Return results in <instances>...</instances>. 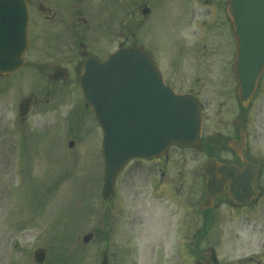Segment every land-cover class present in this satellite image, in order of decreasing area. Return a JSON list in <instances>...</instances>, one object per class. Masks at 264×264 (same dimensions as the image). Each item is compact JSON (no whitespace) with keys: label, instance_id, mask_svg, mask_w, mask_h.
<instances>
[{"label":"rangeland","instance_id":"374dc122","mask_svg":"<svg viewBox=\"0 0 264 264\" xmlns=\"http://www.w3.org/2000/svg\"><path fill=\"white\" fill-rule=\"evenodd\" d=\"M109 1H97L98 15L107 10ZM111 2L116 19V41L125 44L136 41L149 50L177 91L189 88L199 77L202 78L199 83L211 80L210 75L213 76L214 72L210 74L202 57L207 51L202 47V43L210 44L211 38L205 41L202 38L206 36L199 35L203 33L200 25L211 27L215 19L209 14L208 5L204 0H196L195 3L191 0V7L195 8L194 14L190 13L193 15H188L190 5H186L187 0H178L176 3L173 0H111L110 4ZM144 6L151 8L146 17L141 13ZM37 32L38 29H35L34 38L31 37L33 46L24 55L26 67L21 69L20 73H12L10 77L14 85L19 84L22 88L21 91L14 92L15 88L11 87V84L9 86L11 90L7 100L10 116L16 113L20 98L32 93L42 97L46 91L63 92L64 89L65 93H61L67 96L62 101L58 103L54 98L53 104L35 106L32 116L36 118L40 113L47 122L52 115L50 107L54 104L61 105L60 110L64 114L69 112L68 109L72 108L73 103L75 115L69 122H66V115L62 123H57L55 127L48 124L45 126V133L30 134L29 155L23 162L24 165L17 160L13 165L0 166V238L3 239V243H0V264H37L33 254L39 247L46 251V260L42 264H99V253L104 246V234L101 232L104 227L106 229L101 222L102 211L104 206L111 207L115 202L106 203L101 196L105 170L101 159L100 130L81 103L80 96L76 94L79 91L75 77L63 82L50 80L48 73L52 69V61L58 59L59 55L48 52V46L54 45L53 39L49 40L46 33ZM104 37L105 34L98 35L101 41L94 43L93 49L97 52H104L106 48ZM181 37L188 40L187 45L193 49V56L200 58L199 61L189 64V70L173 69L172 60L167 57L172 54L175 64L181 65ZM36 63L45 66H42L40 73L34 71ZM182 72L185 79L173 80ZM207 76L208 78H205ZM204 84L206 83L195 85L200 89ZM205 95L207 105L203 114L202 133L212 136L220 127L215 113L219 101L222 102L223 98L218 100L213 92ZM221 117L225 121L231 114H223ZM70 139L74 141L72 147H68ZM261 151L264 152V146ZM198 160L199 164L203 163L202 154H199ZM121 187L120 182L118 188ZM195 198L197 199L195 196L190 197L191 200ZM119 201L120 209H125L123 201ZM191 212L194 222L198 215L193 210ZM218 213L219 220L214 228H210L202 237L198 247L199 253L194 255V260L189 257L190 251L193 252L195 248L189 240L193 229L184 230L187 252L185 259L181 250L179 256L178 248L183 241L175 238V232L167 236L164 248L166 258H163L161 247L156 248L157 255L150 249L161 233L149 229H143L141 236H132L126 229L117 232L114 229L115 223H110L107 228L109 237L105 244L111 252L121 250L117 246L127 243H130L128 247L131 249L137 245L135 260L138 264H199L204 252L210 248L215 251L220 264H264V245H260L257 236L251 239L244 231L230 232L231 228L223 217L222 208ZM88 232H93L94 237L84 244L81 239ZM235 233H238L239 237L233 246ZM124 256L125 254L122 255ZM132 259L133 256L126 257L124 264L130 263Z\"/></svg>","mask_w":264,"mask_h":264},{"label":"flooded vegetation","instance_id":"af4514ba","mask_svg":"<svg viewBox=\"0 0 264 264\" xmlns=\"http://www.w3.org/2000/svg\"><path fill=\"white\" fill-rule=\"evenodd\" d=\"M97 1L26 0L30 13L28 34L34 38V30L38 29V34L46 33L49 40L52 38L54 41L53 46H48V52L57 53L59 56L58 59H53L48 76H57L56 81L63 82L74 77L76 79V73L81 71L85 52L104 59L119 46L114 28L115 13L111 9L110 1L107 3V10L103 14L99 13L100 17L97 14ZM177 1L173 0L174 3ZM187 1L186 5H190L188 15H193L195 8L191 7V0ZM204 1L215 22L211 27L200 25L203 33L199 36L205 35L202 38L205 41L211 38L210 44L202 43V47L207 49L202 57L210 74H214L210 75L211 80L203 81L206 84L200 89L195 85L203 84L198 82L202 79L199 77L195 79V84L192 82L183 91L202 98L205 105V93L213 92L218 100L223 98L215 113L220 127L212 136L202 134L200 147L174 146L153 159L134 160L127 164L117 176L115 193L108 200L115 202L111 207L104 206L101 217L103 226L115 223L114 229L117 232L126 229L132 236H141L143 229H149L161 233L159 239L152 243L154 246L150 243L149 245L155 255L156 248L161 247L163 258H166L164 248L167 236L175 232V238L183 241L178 248L179 256L181 250L185 259L184 230L193 229L190 244L199 245L202 242V230L214 228L219 220L220 208L228 227L231 228L230 232L244 231L251 239L257 236L260 245H264V152L261 151L264 146V71L256 83L251 100L243 105L239 99L240 88L234 67L237 46L230 25L227 0ZM101 34H105L106 48L104 52H97L93 49L94 43L101 41L98 38ZM181 38L183 44L180 46L179 56L182 61L179 66L183 70H189V64L199 61L200 58L193 56V49L187 45L188 40ZM35 66L37 73H40L42 66L37 63ZM175 66L177 65L173 64ZM18 72L19 70L10 74L0 73V166L13 165L17 160L24 162L29 155L30 134L45 133V126L48 124L55 127L57 123H62L66 115L69 118L74 114L73 110L62 114L60 105L54 104L50 107L52 115L47 122L40 113L36 118L32 116L35 106L53 104L54 98H58L56 101L59 103L64 98L59 92L46 91L41 98L37 96L39 101L32 103L29 114L23 118L18 113L10 116L7 100L11 90L9 86L11 84L15 88L14 92L22 89L19 84L14 85L10 78L12 73ZM184 76L182 73L173 80L185 79ZM223 114H231V117L224 121L221 117ZM199 154L203 155L202 164H199ZM214 158L223 166L220 176L222 192L209 209H203L201 205L206 195L207 180L203 167ZM120 182L122 187L119 189ZM191 196L197 199L191 200ZM120 199L124 203L123 210L120 209ZM192 210L198 215L194 222L190 214ZM104 229L105 227L103 231ZM238 237L239 234L235 233L233 246ZM103 241L100 255L102 258L107 256L108 264H124L128 256H133V259L125 264H138L135 260L138 250L136 244L134 249L129 248L130 243H127L117 246L121 250L111 252L105 240ZM0 243H3L2 238ZM194 251L197 252V248ZM118 252L125 256L122 257L123 254ZM212 259L218 264L215 257Z\"/></svg>","mask_w":264,"mask_h":264},{"label":"water","instance_id":"95a60500","mask_svg":"<svg viewBox=\"0 0 264 264\" xmlns=\"http://www.w3.org/2000/svg\"><path fill=\"white\" fill-rule=\"evenodd\" d=\"M229 3L238 46L239 95L244 102L252 95L264 69V0H229ZM27 28L26 2L0 0L1 72L8 73L24 64ZM82 64L78 84L103 131L105 197L111 196L114 178L121 167L132 159L152 158L174 144L198 145L202 124L200 101L190 94H177L167 86L151 54L142 47L134 44L121 47L105 61L88 54ZM32 100L22 101L21 114L29 110ZM220 171L215 161L204 169L208 176L205 206L221 192ZM92 236L86 234L83 241L88 242ZM44 257L42 248L34 255L39 263ZM101 264H106V260ZM204 264L213 263L206 257Z\"/></svg>","mask_w":264,"mask_h":264}]
</instances>
